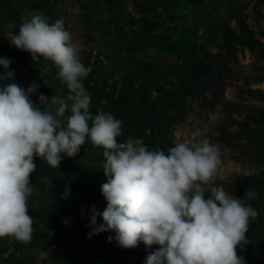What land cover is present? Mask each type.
<instances>
[{"label": "trees", "instance_id": "1", "mask_svg": "<svg viewBox=\"0 0 264 264\" xmlns=\"http://www.w3.org/2000/svg\"><path fill=\"white\" fill-rule=\"evenodd\" d=\"M64 1L70 0H0V57H7L12 62L8 69L15 72L12 82L27 89L32 82L39 84L47 78L43 94L48 97L58 95L66 98L70 94L66 85L57 78L58 69L43 57L33 62L29 53L13 47L8 30L18 33L25 21L24 16L30 12L46 16L49 23L55 22L56 7ZM208 1L84 0V16L91 29L95 17L105 11L110 19V36L115 43L122 45L128 42L143 51L157 50L174 59L167 70L148 57L130 59L119 74L107 68L101 58H97L90 68L88 76L82 80L91 97L90 112L93 116L101 111L111 112L123 121V134L117 138L118 142H125L127 137L143 138L150 150L167 153L176 144V128L186 122L187 100L202 95L206 81L216 86L220 84L224 57L231 59L239 51L247 50L256 59L264 60V41L247 21L245 10L249 3L245 5L242 2L230 8L226 18L212 22L207 28L219 48L213 61L201 56L197 39L205 21L203 11ZM249 1H253L255 13L260 14L264 0ZM130 4L132 13L128 12ZM191 7L199 9L200 13L190 24L184 22L183 17ZM164 17L172 24L183 23L177 28H168ZM92 56L90 52L83 63L88 69ZM98 56H103V52L99 50ZM4 72L5 69L0 66V74ZM10 82L5 80L0 84ZM40 107L54 111V108H46L45 105ZM69 114L65 113L66 116ZM88 123L91 126V121ZM237 125L236 133L223 131L218 140L249 156L262 171L251 177H237L227 186L224 183L217 185H223L225 191L237 198H244L249 189L257 193L247 203L259 212V216L251 220L246 233L249 243L238 246L237 254L244 257L245 264H264V110L258 118L249 115ZM146 129H150V134L146 135ZM102 154V148L94 147L87 141L77 155L71 158L65 156L58 169L39 157L34 159L37 168L31 176V185L36 189L33 195L41 196L48 205L41 211L43 219L38 213L34 218L29 212L34 231L28 250L21 251L24 243L16 240L12 252L6 247L0 248V259L7 254L2 264H37V250L51 248L62 241L63 253L57 256L55 264H145L147 256L158 245L148 247L141 241L137 247L123 248L118 245L114 231L88 236L93 229L92 207L101 213L107 207L101 193V185L107 180L102 169ZM66 188L70 192L64 198ZM96 223H103L102 216H97ZM42 225L53 230L51 240H48ZM110 236L111 242L108 240Z\"/></svg>", "mask_w": 264, "mask_h": 264}, {"label": "clouds", "instance_id": "2", "mask_svg": "<svg viewBox=\"0 0 264 264\" xmlns=\"http://www.w3.org/2000/svg\"><path fill=\"white\" fill-rule=\"evenodd\" d=\"M9 41L29 53L33 62L41 57L51 61L70 94L50 100L41 94L39 104L34 103L30 97L39 84L32 82L25 89L12 82L15 72L8 71L12 62L0 57L5 69L0 81H11L0 84V238L24 244L32 239L29 201L36 191L31 185L37 168L34 159L58 169L65 156L74 157L90 141L103 149L107 180L101 193L107 207L102 213L92 207L89 237L114 231L123 248L137 247L141 241L148 247L158 245L145 264H245L237 248L249 243V224L259 216L247 203L257 193L249 189L244 198H237L215 183L222 165L216 145L208 139L180 142L165 153L150 150L143 138L118 142L123 121L111 112L91 114V97L82 83L89 69L62 20L49 23L46 16L34 15ZM145 132L150 134V129ZM69 192L66 188L64 198ZM97 216H102V224L97 225Z\"/></svg>", "mask_w": 264, "mask_h": 264}, {"label": "rangeland", "instance_id": "3", "mask_svg": "<svg viewBox=\"0 0 264 264\" xmlns=\"http://www.w3.org/2000/svg\"><path fill=\"white\" fill-rule=\"evenodd\" d=\"M237 2H242L245 5L249 3L245 10L247 21L264 41L262 38L264 37V6L259 9L260 14H256L253 10V1L210 0L203 11L205 21L199 29L197 39L201 56L209 61H213V57L218 53L219 48L217 42H214L209 36L207 28L212 22L226 18L228 10L233 8ZM83 3L84 0L64 1L57 5L54 16L55 21L62 20L65 29L72 33L74 46L79 51L82 63L87 60L90 52L93 53L89 70L97 58H101L106 67L114 69L117 74L121 72L123 65L133 58L148 57L152 62L159 64L163 70H167L174 63L173 58L165 57L157 50L143 51L140 47L128 42L122 45L115 43L110 36L111 24L105 11L100 12L95 17V24L91 29L84 16ZM132 9L130 4L128 12L132 13ZM199 13V9L191 7L184 12L183 21L191 24ZM34 15L41 14L30 12L24 16V20ZM231 26L233 27L234 23ZM12 35L14 33L8 30L9 39ZM99 50L103 52L101 57L98 56ZM221 67L222 75L219 76L221 80L218 86L206 81L203 94L187 100V119L185 123L176 128L175 143L191 144L208 139L216 145L220 150L222 165L218 169L215 183H224L227 186L237 177H251L260 174L262 171L254 165L249 156L246 157L227 147L218 138L223 131L236 133L238 131L237 122L249 115L256 119L264 110V60H258L247 50H244L236 53L231 59L224 57ZM47 81V78L42 80L36 92L31 95L34 103L39 104V96L43 94V88ZM48 98L50 100L51 96ZM227 192L231 194L229 191ZM47 205V200L41 196L32 195L29 201V212L33 213L34 218H36L35 214L37 215V213L42 216L41 211H44ZM42 229L48 240H51L53 230H49L45 225H42ZM14 243L15 239L0 238V248L6 247L9 252L14 250ZM31 243L32 239L29 243L24 244L20 250H28ZM62 247L63 241L51 248L37 250V264H55L57 256L63 253ZM21 251L18 252V255ZM6 257L7 254L2 259ZM2 259H0V264H2Z\"/></svg>", "mask_w": 264, "mask_h": 264}, {"label": "water", "instance_id": "4", "mask_svg": "<svg viewBox=\"0 0 264 264\" xmlns=\"http://www.w3.org/2000/svg\"><path fill=\"white\" fill-rule=\"evenodd\" d=\"M164 20H165L166 26H167L168 28H177V27H179V26L182 24L181 22H177V23H175V24H172V23H170L169 20L166 19L165 17H164Z\"/></svg>", "mask_w": 264, "mask_h": 264}]
</instances>
